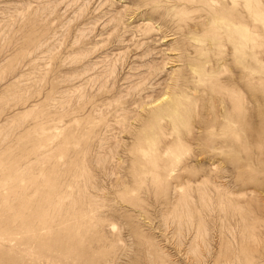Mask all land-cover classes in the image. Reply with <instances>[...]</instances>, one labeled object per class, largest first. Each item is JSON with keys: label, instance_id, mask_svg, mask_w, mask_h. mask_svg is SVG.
<instances>
[{"label": "rangeland", "instance_id": "374dc122", "mask_svg": "<svg viewBox=\"0 0 264 264\" xmlns=\"http://www.w3.org/2000/svg\"><path fill=\"white\" fill-rule=\"evenodd\" d=\"M175 1L0 0V264H264V0Z\"/></svg>", "mask_w": 264, "mask_h": 264}, {"label": "bare ground", "instance_id": "6f19581e", "mask_svg": "<svg viewBox=\"0 0 264 264\" xmlns=\"http://www.w3.org/2000/svg\"><path fill=\"white\" fill-rule=\"evenodd\" d=\"M199 2H200L199 0H176L175 4H176V7H179L180 3L183 5L185 4L187 6H195V4H198ZM239 2H241V0H233L234 4H236V3L238 4ZM245 8H246V11H248L246 14V17L249 18L250 17V11H251V6H250L249 0H245ZM163 14H164L163 11H160L158 13L159 16L163 15ZM236 20L233 21L235 24H241L242 22H244V24L246 26V28H245L246 30L243 32L242 35L239 32L238 33L240 35L239 37H236L234 35V39L232 38V44L239 51V56L242 59H244L246 56H248L250 54V51L252 50L251 49L250 31L248 30V27H247V23H249V22L247 20H246V22L242 21L240 19H236ZM164 21L167 24L171 25V23L167 19H164ZM179 26H181V25H179ZM184 28H187V27L184 26ZM172 32L173 33L168 34L169 29L168 28H166V29L162 28V30H158L157 34L161 35L163 38H166L163 41H165V40L168 41L170 39H173V36H169V35L176 34V32L179 33V31H176V32L172 31ZM240 37H242V38L240 39ZM248 73L249 72H247V74ZM182 86H183V84H181V83H179L177 85V92H179L180 94L178 96H176V98L172 99L171 101H168V103L166 104L167 105L166 107L160 106L158 109H156L155 112H153L155 116L153 117V119L150 120V122L166 119L170 123L171 127L170 128L168 127L169 126V123H168L165 125L166 128H164V129L165 130L176 129V127L178 125L176 123V118L179 117V115H181V113H182V111L180 110L181 104H182V99H181L182 97L181 96H183V94L180 90V89H182ZM193 90L197 91V88H194ZM221 105H222V109H225V115H223V116L229 118V123H227L224 127H227L228 124H236L239 121L238 118H240V115L238 113L237 114L233 113L236 110L235 109L233 111L234 107H236V103L234 102V100H231L229 103H227V101L223 100L221 102ZM164 129L163 128L161 129L163 133H164ZM234 133H233V137H236L237 132H234ZM232 145H233V147H236L235 143Z\"/></svg>", "mask_w": 264, "mask_h": 264}]
</instances>
